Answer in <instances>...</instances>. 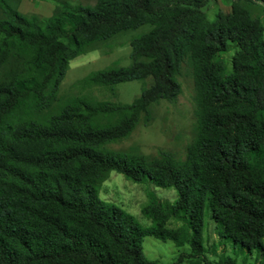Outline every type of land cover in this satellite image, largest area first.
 Listing matches in <instances>:
<instances>
[{
  "label": "trees",
  "instance_id": "obj_1",
  "mask_svg": "<svg viewBox=\"0 0 264 264\" xmlns=\"http://www.w3.org/2000/svg\"><path fill=\"white\" fill-rule=\"evenodd\" d=\"M208 1H58L39 17L0 0V264H160L144 255L145 236L189 247L171 264H238L206 256V215L222 241L264 264V27L240 0L209 20ZM142 25L149 29L130 39L128 65L81 80L112 89L150 77L139 96L130 103L58 96L70 60ZM229 45L228 67L221 53ZM186 61L196 131L184 158L108 148L149 120L153 102L177 97ZM111 171L171 188L174 200L162 203L147 190L143 226L100 198Z\"/></svg>",
  "mask_w": 264,
  "mask_h": 264
},
{
  "label": "rangeland",
  "instance_id": "obj_2",
  "mask_svg": "<svg viewBox=\"0 0 264 264\" xmlns=\"http://www.w3.org/2000/svg\"><path fill=\"white\" fill-rule=\"evenodd\" d=\"M9 4L16 7L23 14H34L39 17L49 16L58 1L69 4L93 5L95 0H8ZM253 16L259 18L264 27V4L259 1L240 0ZM230 0H209L204 7L209 20L216 13H227ZM1 16V13H0ZM149 29V25H142L134 30L119 32L110 38L97 41L86 52L70 60L63 80L59 85L58 96L69 98L72 96H87L98 100H109L121 103H130L139 96L142 86L151 84L152 79L144 81L131 80L117 83L112 89L105 86H84L81 80L89 74L111 66H126L130 62V39ZM264 38V29H263ZM235 47L229 45L228 49L221 53L227 61L228 67L231 55ZM180 82V93L173 101L160 99L150 105V118L145 123L142 119L134 126L129 135L108 144L113 151L140 154L153 158L160 151L169 152L174 158L183 159L188 144L193 140L196 131V117L194 105V84L191 68L188 62H184L180 73L177 75ZM153 192L156 199L162 203L170 204L174 200L175 193L171 188L155 187L149 182L136 183L126 179L115 171L109 172L107 178L99 187L101 199L112 202L126 210L143 225H149L141 212V206L146 202V191ZM179 221L172 220L169 226L176 227ZM205 248L209 259H217L228 255L236 257L238 264L242 259L246 264H254L258 254H247L245 250H238V246L222 241L216 233L215 223L208 215L205 216ZM223 242L225 244H223ZM144 255L160 264H171L179 252H188L187 245L176 246L171 240L162 241L153 236H145L142 241ZM233 250V251H232ZM236 251L237 253H234ZM255 252V251H253ZM196 259L186 258L181 264H192Z\"/></svg>",
  "mask_w": 264,
  "mask_h": 264
}]
</instances>
